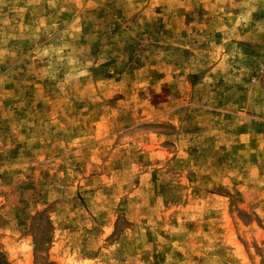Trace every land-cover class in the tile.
<instances>
[{
    "label": "rangeland",
    "instance_id": "rangeland-1",
    "mask_svg": "<svg viewBox=\"0 0 264 264\" xmlns=\"http://www.w3.org/2000/svg\"><path fill=\"white\" fill-rule=\"evenodd\" d=\"M0 264H264V0H0Z\"/></svg>",
    "mask_w": 264,
    "mask_h": 264
}]
</instances>
